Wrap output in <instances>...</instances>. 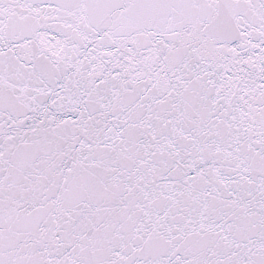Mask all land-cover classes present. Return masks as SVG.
Instances as JSON below:
<instances>
[{"label":"snow or ice","instance_id":"6c2138e0","mask_svg":"<svg viewBox=\"0 0 264 264\" xmlns=\"http://www.w3.org/2000/svg\"><path fill=\"white\" fill-rule=\"evenodd\" d=\"M0 264H264V0H0Z\"/></svg>","mask_w":264,"mask_h":264}]
</instances>
